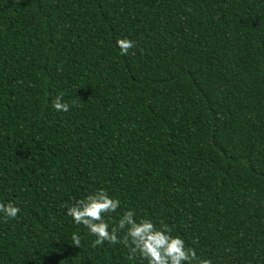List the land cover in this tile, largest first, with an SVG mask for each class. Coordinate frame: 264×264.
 I'll list each match as a JSON object with an SVG mask.
<instances>
[{
    "label": "trees",
    "instance_id": "trees-1",
    "mask_svg": "<svg viewBox=\"0 0 264 264\" xmlns=\"http://www.w3.org/2000/svg\"><path fill=\"white\" fill-rule=\"evenodd\" d=\"M99 188L264 264V0H0V264H145L66 214Z\"/></svg>",
    "mask_w": 264,
    "mask_h": 264
},
{
    "label": "clouds",
    "instance_id": "clouds-1",
    "mask_svg": "<svg viewBox=\"0 0 264 264\" xmlns=\"http://www.w3.org/2000/svg\"><path fill=\"white\" fill-rule=\"evenodd\" d=\"M121 55H128L135 47V42L127 37L116 41ZM52 107L58 112L70 111V103L64 101L60 93L52 100ZM74 103V102H73ZM120 200L109 195L106 189L99 188L89 192L81 199L65 205L67 215L76 225H83L88 233L95 237L92 247L108 242L122 244L128 249V258H139L145 264H212L209 258H201L194 248L186 246L185 240L173 235V227L160 221L159 225L148 217L137 218L133 209L124 210L110 224V214L120 208ZM21 209L13 202H0V213L6 219H15ZM106 215L109 216L106 219ZM72 243L80 246L81 236L74 232Z\"/></svg>",
    "mask_w": 264,
    "mask_h": 264
}]
</instances>
